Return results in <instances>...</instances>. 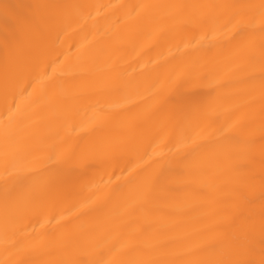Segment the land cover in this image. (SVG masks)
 <instances>
[{"label": "bare ground", "instance_id": "bare-ground-1", "mask_svg": "<svg viewBox=\"0 0 264 264\" xmlns=\"http://www.w3.org/2000/svg\"><path fill=\"white\" fill-rule=\"evenodd\" d=\"M0 264H264V0H0Z\"/></svg>", "mask_w": 264, "mask_h": 264}]
</instances>
